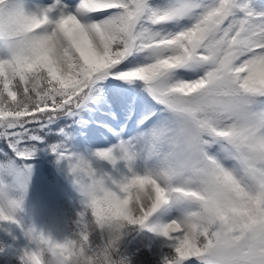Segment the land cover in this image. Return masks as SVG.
I'll return each instance as SVG.
<instances>
[{"label":"snow or ice","instance_id":"obj_1","mask_svg":"<svg viewBox=\"0 0 264 264\" xmlns=\"http://www.w3.org/2000/svg\"><path fill=\"white\" fill-rule=\"evenodd\" d=\"M109 99L127 104L135 125L127 140L123 127L109 129L117 142L93 153L124 161L126 176L106 183L89 163L87 176L73 169L74 182L90 187L75 233L89 253L107 243L92 229L107 208L165 240L161 264H264V4L0 0V221L15 222L50 126ZM48 148L58 162L77 158ZM169 204L186 210L151 223ZM24 235L33 247L21 264H32L51 239ZM120 240L111 258L129 264Z\"/></svg>","mask_w":264,"mask_h":264},{"label":"rangeland","instance_id":"obj_2","mask_svg":"<svg viewBox=\"0 0 264 264\" xmlns=\"http://www.w3.org/2000/svg\"><path fill=\"white\" fill-rule=\"evenodd\" d=\"M39 0H25L26 4L38 3ZM252 6L264 4V0H251ZM128 121L125 125V121ZM135 125V115L127 104L114 102H97L89 105L77 116L68 121V117H61L50 126L53 139L45 138V142L38 146L32 164L27 190L23 195L20 208L14 214L15 222L0 221V261L10 264L16 260L21 263L23 251L32 248L25 238L24 232L33 229L38 233L57 242L72 239L77 231L76 221L82 210V197L74 187L67 168V161H57L56 155L48 148L49 144H60L74 157L80 156L89 162L94 174L106 183L118 181L128 174L125 162L117 159L114 164L98 159L93 153L100 148H107L117 142V138L109 129L120 131L122 139H129ZM63 129V134L60 130ZM45 137H52L47 131ZM94 144V146H93ZM137 158L134 167L141 170L145 165L143 153L137 146ZM151 163V162H149ZM13 195H16L14 192ZM186 210V206L169 204L161 207L150 218L151 223L162 224L170 219L179 217ZM136 227V226H129ZM145 230H148L145 228ZM146 253L161 264L162 257L169 249L165 240L155 232L149 231ZM130 235L124 243L130 242ZM121 252V251H120ZM128 252H131L128 250ZM125 253V252H123Z\"/></svg>","mask_w":264,"mask_h":264},{"label":"clouds","instance_id":"obj_3","mask_svg":"<svg viewBox=\"0 0 264 264\" xmlns=\"http://www.w3.org/2000/svg\"><path fill=\"white\" fill-rule=\"evenodd\" d=\"M88 161L80 156L67 164L69 175L72 178L74 187L82 197V201H90V187L84 188L74 182L73 169H79L88 175ZM89 186L92 184V178L88 179ZM131 200L136 199V193L132 194ZM136 204L132 203L131 208L125 206V214L135 212ZM127 228L125 215L120 214L115 209H104L92 220V229L101 234L102 238L107 240V243H102L94 251L89 253L86 245H82L78 238L64 239L57 242L51 239V243L47 240L41 242V246L37 248L35 259L32 264H119L118 261H113L111 251L114 250L116 243L121 239L123 231ZM203 245V241H201ZM210 264H215V261L210 260Z\"/></svg>","mask_w":264,"mask_h":264},{"label":"trees","instance_id":"obj_4","mask_svg":"<svg viewBox=\"0 0 264 264\" xmlns=\"http://www.w3.org/2000/svg\"><path fill=\"white\" fill-rule=\"evenodd\" d=\"M148 231L146 233L145 228L141 227H129L123 231L121 236L119 251L122 255L127 257L129 264H156L157 262L149 257L146 253V245L148 241ZM130 235V242L124 243L126 236ZM1 247V245H0ZM130 250L131 252H128ZM125 252V253H123ZM1 264V261H0ZM10 264H21L16 260L10 262Z\"/></svg>","mask_w":264,"mask_h":264}]
</instances>
